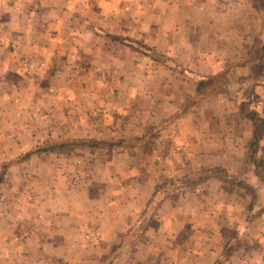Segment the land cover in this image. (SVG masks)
I'll list each match as a JSON object with an SVG mask.
<instances>
[{"label":"crops","instance_id":"obj_1","mask_svg":"<svg viewBox=\"0 0 264 264\" xmlns=\"http://www.w3.org/2000/svg\"><path fill=\"white\" fill-rule=\"evenodd\" d=\"M0 184V264H264V0H0Z\"/></svg>","mask_w":264,"mask_h":264},{"label":"rangeland","instance_id":"obj_2","mask_svg":"<svg viewBox=\"0 0 264 264\" xmlns=\"http://www.w3.org/2000/svg\"><path fill=\"white\" fill-rule=\"evenodd\" d=\"M84 150V149H83ZM79 151H80V149L79 148H72V149H70V154H69V157L71 158V159H73V160H79L83 155H81L80 153H79ZM105 154V156H109V153H104ZM104 154H101V156L100 157H102ZM81 155V156H80ZM4 170H6L5 171V174H3V175H1L2 176V178L3 177H6V175H7V172H8V169H4ZM5 181V180H4ZM113 184H115V183H113ZM116 185V187H118V185L117 184H115ZM113 186V185H112ZM2 187H3V184H0V192H1V189H2ZM103 187H105V185L103 184ZM7 192L9 193V194H11L12 192H13V189H11V188H8L7 189ZM99 238V237H98ZM98 238H96V235H92V234H90V236H89V238L88 239H90L91 241H89V242H93V239H98Z\"/></svg>","mask_w":264,"mask_h":264},{"label":"trees","instance_id":"obj_3","mask_svg":"<svg viewBox=\"0 0 264 264\" xmlns=\"http://www.w3.org/2000/svg\"><path fill=\"white\" fill-rule=\"evenodd\" d=\"M253 113H254V111H251V113L249 112V115H250V117H252V119H255ZM253 117H254V118H253ZM256 141H257V137H256V135H254V138H253V140H252V142H251L250 145L253 146V145L255 144ZM39 149H41V148H39Z\"/></svg>","mask_w":264,"mask_h":264},{"label":"built area","instance_id":"obj_4","mask_svg":"<svg viewBox=\"0 0 264 264\" xmlns=\"http://www.w3.org/2000/svg\"><path fill=\"white\" fill-rule=\"evenodd\" d=\"M84 237L87 238V234H84ZM89 238V237H88ZM93 242H96L95 239H93Z\"/></svg>","mask_w":264,"mask_h":264}]
</instances>
